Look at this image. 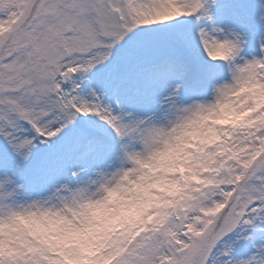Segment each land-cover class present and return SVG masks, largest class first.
<instances>
[{"label": "snow or ice", "instance_id": "obj_1", "mask_svg": "<svg viewBox=\"0 0 264 264\" xmlns=\"http://www.w3.org/2000/svg\"><path fill=\"white\" fill-rule=\"evenodd\" d=\"M0 264H264V0H0Z\"/></svg>", "mask_w": 264, "mask_h": 264}, {"label": "clouds", "instance_id": "obj_2", "mask_svg": "<svg viewBox=\"0 0 264 264\" xmlns=\"http://www.w3.org/2000/svg\"><path fill=\"white\" fill-rule=\"evenodd\" d=\"M161 170L160 162H157V171ZM160 185H163V180L159 185H150L147 188L130 184L127 189L109 195L106 203L88 209L79 221L76 216L71 221L61 218L44 219L31 222V227L64 253L76 255L91 251L112 223L135 211L134 200L147 195L150 188Z\"/></svg>", "mask_w": 264, "mask_h": 264}]
</instances>
